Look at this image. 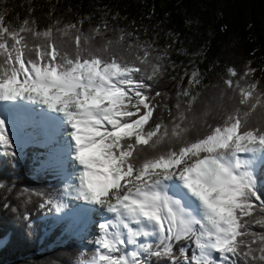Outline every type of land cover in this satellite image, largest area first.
I'll list each match as a JSON object with an SVG mask.
<instances>
[{
  "label": "snow or ice",
  "instance_id": "obj_1",
  "mask_svg": "<svg viewBox=\"0 0 264 264\" xmlns=\"http://www.w3.org/2000/svg\"><path fill=\"white\" fill-rule=\"evenodd\" d=\"M83 22L41 30L34 17L13 25L0 11V156L16 160L11 133L24 120L65 180L59 194L36 193L39 208L102 217L94 252L78 264H264V188L254 172L264 162V86L256 70H227L224 91L236 102L189 139L199 69L184 71L189 87L177 92L173 111L146 82L164 74L171 45L120 29L96 47L93 38L111 30L107 20L89 34ZM70 34L69 47L58 42ZM173 139L163 151H144ZM68 198L80 207L70 209ZM189 241L191 255L188 246L177 255L175 244Z\"/></svg>",
  "mask_w": 264,
  "mask_h": 264
},
{
  "label": "trees",
  "instance_id": "obj_2",
  "mask_svg": "<svg viewBox=\"0 0 264 264\" xmlns=\"http://www.w3.org/2000/svg\"><path fill=\"white\" fill-rule=\"evenodd\" d=\"M0 11H5L6 22L13 25L34 17L41 30L56 20H60L62 28L83 19L80 27L85 34L106 19L111 30L93 38L91 43L96 47L113 39L120 29L135 33L142 41H154L157 48L171 45L164 74L155 81H146L151 85L148 93H165L157 99L175 111L177 92L189 87L184 71L199 69L200 84L192 89L197 100L186 114L191 121L189 139L206 123L219 122L236 102L230 90L224 91L223 78L228 76L229 68L241 75L247 67L254 68L253 79L264 86V0H0ZM28 39L31 42L32 37L29 35ZM57 40L69 47L71 34L58 36ZM159 114L169 119L167 111ZM259 119L258 111L252 122ZM171 143L174 139L155 148H143L146 153H155ZM15 147L18 155L14 162L0 156V182L4 184L0 187L1 245L8 237L0 248V264H78L84 251L83 241L71 236L73 226L58 217L61 213L39 208L43 198L36 196L37 192L63 191L65 181L60 169L48 162L49 149L41 140ZM254 172L264 188V164ZM25 200L29 202L24 203ZM24 215L28 220L23 219ZM253 229L260 230L256 225ZM185 246L191 255L194 245L190 241L175 244L177 255L179 248ZM151 264L158 262L152 258ZM159 264L168 262L162 260Z\"/></svg>",
  "mask_w": 264,
  "mask_h": 264
},
{
  "label": "rangeland",
  "instance_id": "obj_3",
  "mask_svg": "<svg viewBox=\"0 0 264 264\" xmlns=\"http://www.w3.org/2000/svg\"><path fill=\"white\" fill-rule=\"evenodd\" d=\"M11 127V126H10ZM11 135H12V137L14 138V139H16L17 140V142L19 143V145H27V144H29V138H27V137H24V138H19V134L15 131L14 133H11ZM73 165H71V167H72ZM73 168V167H72ZM73 202V200L71 199V198H68V203H69V206L71 205V203ZM96 230V228L93 230V231H91L90 233L91 234H93L94 233V231ZM0 246H1V242H0ZM89 246H93V242H91V240L89 241H87L86 242V247H85V249H84V252H82V253H84V254H86L87 252H88V247ZM89 250H91V249H89ZM90 253V252H89ZM85 256V255H84ZM81 257V256H80Z\"/></svg>",
  "mask_w": 264,
  "mask_h": 264
},
{
  "label": "bare ground",
  "instance_id": "obj_4",
  "mask_svg": "<svg viewBox=\"0 0 264 264\" xmlns=\"http://www.w3.org/2000/svg\"><path fill=\"white\" fill-rule=\"evenodd\" d=\"M27 128V127H26ZM70 165H71V163L69 164V170H70ZM72 167H74V166H72ZM93 230H94V227H93ZM92 248H93V246H89V248H88V251H89V249H91L89 252H88V254H91V252H92Z\"/></svg>",
  "mask_w": 264,
  "mask_h": 264
},
{
  "label": "water",
  "instance_id": "obj_5",
  "mask_svg": "<svg viewBox=\"0 0 264 264\" xmlns=\"http://www.w3.org/2000/svg\"><path fill=\"white\" fill-rule=\"evenodd\" d=\"M8 239V237H6L3 241H2V245L5 243V241ZM2 245L0 246V248L2 247Z\"/></svg>",
  "mask_w": 264,
  "mask_h": 264
}]
</instances>
